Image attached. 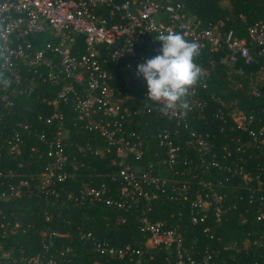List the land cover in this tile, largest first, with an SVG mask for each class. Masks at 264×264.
Masks as SVG:
<instances>
[{"label":"built area","instance_id":"built-area-1","mask_svg":"<svg viewBox=\"0 0 264 264\" xmlns=\"http://www.w3.org/2000/svg\"><path fill=\"white\" fill-rule=\"evenodd\" d=\"M170 31L182 34L189 42H197L200 50L219 53L221 62L231 66L232 72L247 77V91L251 97L264 95V62L250 72L243 67V64L253 65L264 57L263 21L247 25L244 33H239L233 28L225 30L221 23H205L189 15L183 1L0 0V97L12 105L18 94L28 93L35 87V77H25L26 70L61 86L53 98H44L54 108L47 122L57 120L59 124L48 149L52 160L42 174L41 188L47 189L56 180L72 177L79 168L66 141L68 133L60 108L62 103L71 102L81 127L97 131L106 142L104 147L94 149V154H115L112 164L119 169L121 185L118 198L109 194L111 189L106 183L86 185L81 190L82 199L105 202L125 211L136 205L140 196L146 200V208L139 219L140 229L146 237L144 244L114 246L97 239L90 231L84 233L83 237L94 242L95 251L106 257L126 260L129 264H145L150 249L170 248L175 243L176 264H216L210 254L206 253L201 258L190 255L183 247L182 234L177 227H165V221H153L149 214L150 201L165 193L166 185L171 187V199L189 198L192 181L190 178H178L177 175L184 171L180 168L185 166L186 170H195L220 165L214 151V134L195 127L194 119L189 115L208 106L207 98L198 93L196 85L190 93L191 111L184 118L164 115L159 112V104L147 101V82L138 73L137 66L150 59L144 49L151 37ZM39 35L45 36L41 45H38V39L34 40ZM134 80L145 87L139 100L129 91ZM206 86L204 83L203 88ZM238 87H243V83L238 82ZM217 100L224 104L221 98ZM225 105L229 106L228 110L219 108L209 121L226 124L231 120L232 129L248 133L251 146H264V126L260 129L252 127L256 117L239 109L237 101ZM146 112L155 117H165L173 123L167 127L156 126L153 132L163 153L158 160L159 175L151 174L157 169L153 163L141 166L133 162V157L140 159L145 154L147 142L144 133L129 126L140 124L139 120L136 121L137 115ZM262 112L264 115V108ZM224 130L225 126H220L219 131L223 133ZM45 137L46 133H42L41 138ZM79 149L83 147L79 146ZM222 149L228 150V145H223ZM192 151L200 155L199 162L186 159ZM181 153H186L184 160ZM211 155L213 159L208 161L206 156ZM239 168L242 173V166ZM162 169L169 170L172 178L164 177ZM243 179L248 184L251 176L244 173ZM199 183L203 191L197 188L192 201L191 220L194 224L207 219L213 203L216 204L218 218L230 209L224 194L212 182L202 180ZM247 187L252 190L249 185ZM253 198L251 193L249 202ZM263 216L264 213H260L258 219ZM119 219L125 221L124 217ZM262 237L264 239V235ZM28 262L42 264L38 256ZM55 263L54 258H49L45 264Z\"/></svg>","mask_w":264,"mask_h":264},{"label":"trees","instance_id":"trees-1","mask_svg":"<svg viewBox=\"0 0 264 264\" xmlns=\"http://www.w3.org/2000/svg\"><path fill=\"white\" fill-rule=\"evenodd\" d=\"M172 1H183L189 15L205 23H221L225 30L233 28L244 33L247 25L264 22V0ZM156 37L152 36L144 49L149 58L160 54L162 43L155 40ZM34 40L41 45L45 36L39 35ZM259 59L253 65L243 64L246 72L256 70L264 62V57ZM194 61L203 70L196 87L198 93L207 98L208 106L189 115L193 117L195 127L214 134V151L220 165L195 170H186L185 166L180 168L184 171L177 175L178 178L192 181L189 198L171 199V187L166 185V192L150 201V218L165 221V227H177L182 234L183 247L194 257L201 258L207 253L216 264H264V216L258 219L260 213H264V146L261 149L251 146L248 133L232 129L231 120L226 124L209 121L219 108L227 111L229 106L225 104L237 101L239 109L256 117L252 127L260 129L264 126V95L251 97L247 91V77L232 72L231 66L221 62L219 53L202 49ZM24 76L29 79L34 76L37 82L30 92L18 94L12 105L0 97V264H29L28 260L36 256L42 264L49 258H54L55 264H129L126 260L99 254L93 248L94 242L83 235L90 231L97 239L114 246L143 245L146 237L140 229L139 219L146 208V200L140 196L137 206L125 211L105 202L82 199L81 190L86 185L106 183L111 189L109 194L115 198L120 194L121 185L119 169L112 164L115 154H94L93 150L104 147L106 142L97 131L81 127L71 102L62 103L60 108L68 133L66 141L79 168L72 177L56 180L47 189L41 188L42 174L52 160L48 149L59 124L57 120L47 122L54 108L44 98H53L61 86L45 81L33 71L26 70ZM238 82H242L243 87H238ZM144 88L141 82L134 80L129 91L139 100ZM138 120L140 124L129 127L146 135L147 151L140 159L133 157V162L141 166L153 163L157 169L151 174L159 175L158 160L163 153L153 132L156 126L167 127L173 123L149 112L137 115ZM222 125L225 126L223 133L219 131ZM42 133H46L44 139ZM225 144L228 150L222 149ZM79 146L83 149L80 150ZM238 146L241 148L237 149ZM185 154L181 153L183 160ZM199 157L192 151L186 159L199 162ZM206 159L211 161L213 155L206 156ZM244 173L251 176L248 184L243 179ZM161 174L167 179L172 178L169 170L162 169ZM202 180L212 182L224 194L230 209L218 218L213 203L207 219L194 224L191 220L192 201L197 188L203 191L199 183ZM23 182L27 184L22 185ZM251 193L254 198L249 202ZM147 257L145 264H176L175 243L170 248L150 249Z\"/></svg>","mask_w":264,"mask_h":264},{"label":"clouds","instance_id":"clouds-1","mask_svg":"<svg viewBox=\"0 0 264 264\" xmlns=\"http://www.w3.org/2000/svg\"><path fill=\"white\" fill-rule=\"evenodd\" d=\"M155 40L162 43L160 54L137 66L147 82V101L159 104L164 115L184 118L191 111V90L203 76L194 62L201 54L200 46L171 31Z\"/></svg>","mask_w":264,"mask_h":264},{"label":"water","instance_id":"water-1","mask_svg":"<svg viewBox=\"0 0 264 264\" xmlns=\"http://www.w3.org/2000/svg\"><path fill=\"white\" fill-rule=\"evenodd\" d=\"M264 90V89H263Z\"/></svg>","mask_w":264,"mask_h":264}]
</instances>
